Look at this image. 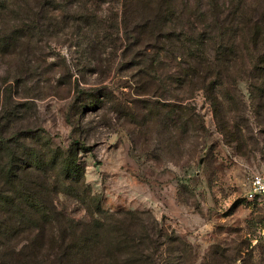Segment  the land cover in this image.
<instances>
[{"label":"rangeland","instance_id":"obj_1","mask_svg":"<svg viewBox=\"0 0 264 264\" xmlns=\"http://www.w3.org/2000/svg\"><path fill=\"white\" fill-rule=\"evenodd\" d=\"M72 1L54 3L56 23L28 56L0 65L12 88L2 106L45 130L42 145L90 148L79 157L103 211L151 213L192 246L194 264H264V204L245 197L264 175V102L246 81L226 86L221 104L201 89L177 101V83L136 65L122 5Z\"/></svg>","mask_w":264,"mask_h":264},{"label":"trees","instance_id":"obj_2","mask_svg":"<svg viewBox=\"0 0 264 264\" xmlns=\"http://www.w3.org/2000/svg\"><path fill=\"white\" fill-rule=\"evenodd\" d=\"M56 1L0 0V65L28 56L31 42L54 27ZM90 2L96 12L122 5L136 65L156 82L177 83V101L201 89L221 104L226 86L246 81L253 99L264 102L262 0ZM11 89L0 84V264H194L192 246L151 213L103 211L79 157L90 148L79 140L67 150L42 145L35 137L45 130L23 127L13 106H2Z\"/></svg>","mask_w":264,"mask_h":264},{"label":"built area","instance_id":"obj_3","mask_svg":"<svg viewBox=\"0 0 264 264\" xmlns=\"http://www.w3.org/2000/svg\"><path fill=\"white\" fill-rule=\"evenodd\" d=\"M245 197L249 201L264 204V175L259 174L252 177Z\"/></svg>","mask_w":264,"mask_h":264}]
</instances>
